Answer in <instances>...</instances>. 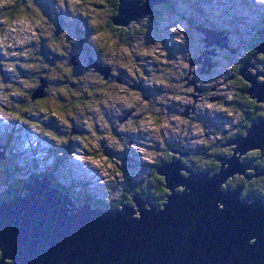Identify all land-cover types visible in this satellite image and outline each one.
<instances>
[{
  "label": "rangeland",
  "instance_id": "rangeland-1",
  "mask_svg": "<svg viewBox=\"0 0 264 264\" xmlns=\"http://www.w3.org/2000/svg\"><path fill=\"white\" fill-rule=\"evenodd\" d=\"M15 2L0 0V17ZM33 3L42 9L38 16L23 12L12 23L0 18V139L6 133L12 141V147L6 148V158L0 160V192L8 188V167L13 178L7 180L15 184L47 173L74 194L93 197L96 204L99 200L119 201L118 208L125 203L138 209L132 201L122 200L123 194L144 185L153 165L169 154L177 160L182 158L179 151L172 154L168 150H192L200 171L210 170L206 167L210 162L218 163L213 157L204 160L202 156L221 151L217 141L225 138L224 133H236L241 125V116L231 104L240 100L232 96L235 87L230 77L264 29V4L257 0H172L173 9L160 11L153 25L126 46L120 31L107 28L100 34L95 30L112 15L107 0ZM80 11H85L88 20L81 19ZM200 28L222 31L221 38L227 37L224 52L215 58L219 61L217 71L211 75L200 74L190 63L199 55L197 48L206 44ZM214 36L220 38L219 34ZM85 37L90 44L101 46L104 65L92 63L87 67L88 58L81 47ZM252 62L256 71H263L262 62L256 58ZM67 64L71 78L60 81ZM99 66L102 69L98 70ZM30 72L41 79V84L34 87ZM103 80L109 81L101 84L103 92L85 93L89 85ZM43 85L49 96L29 111L35 117L29 119L35 121L20 120L17 110L26 103L23 89L37 87L34 94L39 95ZM156 87L160 92L153 90ZM220 98L228 103L226 107L219 103ZM189 106L192 108L187 114ZM225 148L231 149L227 156L231 158L235 145ZM4 150L1 145L0 153ZM247 154L239 156L241 161ZM37 160L47 161L48 168L37 169ZM246 171L250 174L253 170ZM254 174L248 179L264 185ZM238 176L244 178V174ZM149 191L154 193L153 188ZM152 202L159 206L161 200ZM145 207L150 209L147 204Z\"/></svg>",
  "mask_w": 264,
  "mask_h": 264
},
{
  "label": "water",
  "instance_id": "water-1",
  "mask_svg": "<svg viewBox=\"0 0 264 264\" xmlns=\"http://www.w3.org/2000/svg\"><path fill=\"white\" fill-rule=\"evenodd\" d=\"M166 2L119 0L114 23L124 27L141 22L152 7ZM200 30L207 46H227L224 32ZM256 48L239 74L250 84L247 95L264 105V69L254 74L252 62L257 54L264 55V30ZM213 65L204 61L205 67ZM43 88L34 96L43 97ZM251 122L227 145H235L233 155L219 159L215 174L194 171L174 156L159 166L167 190L161 208L138 195L132 197L138 209L125 203L122 208L77 204L49 178L34 177L24 195L0 200V264H264V200L242 198V186L224 188L252 168L239 156L251 150L264 155V120Z\"/></svg>",
  "mask_w": 264,
  "mask_h": 264
},
{
  "label": "trees",
  "instance_id": "trees-1",
  "mask_svg": "<svg viewBox=\"0 0 264 264\" xmlns=\"http://www.w3.org/2000/svg\"><path fill=\"white\" fill-rule=\"evenodd\" d=\"M107 1H109L110 4L112 5V15L110 16V18L107 20L106 23L101 24L102 26L99 29H95V30H97V33L99 32L100 34L105 33L107 31V28L112 29V30H116V29L118 30L119 29L118 28L119 26H117L114 23V21H115L114 19H115L116 15L118 14L119 0H107ZM11 8L7 12L8 14L5 13L2 17H0L2 19V21H4V23H5V21H7L8 23H12L14 21L15 17L18 15H21L23 12H34L35 15L38 16V15H40V12L42 11V9L37 6V4L33 3V0H16L15 3H11ZM172 9H173L172 0H167V2L165 4H159V5L152 7L151 14L148 17H146L145 19L141 20V22H132L128 26L120 27L121 30L119 32V35L122 37V41H124L126 46H130L131 41L136 40L139 37V35L143 33L144 28H148L149 26L153 25L155 17L159 16L160 11L164 10L166 12V11H171ZM84 12L85 11H82V12L80 11L78 14H83V17L82 18L80 17L81 19H87L88 20L89 16L87 17V14H85ZM64 24H65V26L67 25L66 22ZM69 26H71V24H69ZM89 28L93 32V29L90 26H89ZM96 28H97V26H96ZM0 29L2 30L1 26H0ZM92 32H91V34H92ZM262 40H263V30L257 35V38L255 39L256 42L252 43V47L248 48L244 52L247 55L245 57V59H242L241 63L239 65L235 66L234 78L231 79L230 84L235 87L233 89L234 93L232 96H234L235 98H239L240 101L237 103H234L233 101H231V104H234V108L236 110H238L239 115L241 116V122H240L241 125H239V129L236 133L230 134L229 136H227L224 133L223 136H225V138L223 140H226V141H229L231 139L233 140L235 137L240 136L243 133H245L246 127L250 124L251 121L253 122L255 120H260V119L264 120V111H263L264 105L256 102V100L251 99L247 95V90L249 89L250 84L247 81H245L244 78L241 77L239 74L240 69L243 66V63L246 60L253 57V55L256 54V52H257L256 46ZM237 48H239V47H237ZM99 52L103 53L101 46L99 47ZM256 59L260 63L262 62L260 67H264V55L263 54H257ZM65 60H68V59H65ZM68 61H71V60H68ZM69 65L72 67L70 62H69ZM69 65L67 64L68 69L64 70V72H62L63 74L60 75V78H59L60 81H64V80L69 81V78H71L72 71H71V68L69 67ZM14 69H16V68L14 67ZM256 70H257V68H255L253 70V72ZM34 80L37 81V84H41V79L39 77H37V78L35 77ZM95 89H97L95 91L97 93L103 92V90H101L102 88L99 89L98 87H96ZM22 93L26 94L24 92V90ZM28 96H30L29 100H30V98L34 99L33 93L32 94L30 93ZM44 96H43V98H44ZM219 103H221V105L224 107H226V104H228L227 102H225L226 103L225 104L224 101H222V98H220ZM31 107H32V105H31ZM27 114H28V112H26V113L24 112V115L23 116L19 115V117L28 120ZM230 127L233 128L235 126L232 125ZM179 148H182V147H179ZM172 150H168V151L173 154ZM229 150H231V149L222 147L221 151L219 149V151L216 150V151H214V153L216 155H224L226 157L229 154ZM181 151L185 152L186 149L182 148ZM247 155H251V153H249ZM253 156L256 158L257 162H259L261 164V166L264 168V155H263L262 151L257 150V152L254 153ZM172 159H173V156L169 154L168 157L166 158V160L161 161L160 164H154L153 165L154 169H152L151 173L149 174L148 179L145 181V184L142 185L141 187L140 186L134 187L133 190H131L133 192V195L131 194V191L130 192L128 191L127 193L123 194L122 200H124V201L127 200L130 203L131 201L133 202L132 197L134 195H138L142 199H143V197L144 198L149 197L152 201L153 200H161L163 203V200L167 195V190L164 187V181H165L164 177L158 174L157 168L159 166L171 163L173 161ZM189 159L194 161L196 159V156H194V155L189 156ZM189 159L186 157H182L181 162L183 164L190 165ZM202 159L205 160L207 158H204L202 156ZM215 159H217V158L215 157ZM217 161H218V163H216V162L211 163L210 162L206 166L207 169L213 170L211 172V174L217 173L218 170L220 169L221 161L219 159ZM204 163H206V162H204ZM0 168H2L1 164H0ZM199 169H200V166H199ZM199 169L197 171H200ZM194 171H196V170H194ZM204 171H208V170H204ZM253 171H254V169H253ZM6 172H7L6 173V175H7L6 183L8 184V188L6 191L0 192V200H11L17 194L24 195L26 193V185L30 181V178H29V180L28 179L23 180V182H21V183L18 182V184H15L13 181L11 182L10 180H7L9 178H13L11 176L12 173L10 172L8 167L6 169ZM39 176L49 178L52 181L53 186L56 189L63 192V194L72 197L75 201H80L82 203L88 202V203H91L93 205H97V206H100L103 208L116 207L120 203L119 201L118 202L110 201V203H106L102 200H99L98 204H96L95 203V201H97L96 199H92L93 197H90L89 195H86V194L81 195V196L74 194V192H72L70 189L64 187L61 183H59L58 178H54L53 175H50L47 173H40ZM12 180H14V179H12ZM236 181L237 180H234V178L228 180V183H227V185L224 186V188H227V186H230V187L238 186V187H240V185L242 186V184H243L245 186L244 187L245 189L243 190L242 198L249 195V189L252 187H259V189H262L259 186L260 184L258 182H256V180H253V181L251 180L252 182H250V183L248 182V180H246V181H243L242 184H239L241 182V180H239L240 182H238V184ZM152 188L154 189V193L149 191ZM260 192H261L260 196L264 197V191L263 192L260 191ZM150 194H152V196H148ZM162 203L161 202L158 203L160 208L162 207Z\"/></svg>",
  "mask_w": 264,
  "mask_h": 264
},
{
  "label": "flooded vegetation",
  "instance_id": "flooded-vegetation-1",
  "mask_svg": "<svg viewBox=\"0 0 264 264\" xmlns=\"http://www.w3.org/2000/svg\"><path fill=\"white\" fill-rule=\"evenodd\" d=\"M88 30L89 31H91L90 30V28L88 27ZM117 30V29H116ZM121 29L119 28L118 29V31H120ZM203 41L205 42V39H203ZM84 45V46H83ZM93 46L94 47V49L95 50H91V47ZM81 47H82V52H83V55H85L88 59H87V67H91L92 66V63H97V64H103L104 65V62H102L101 60H103L102 58H103V55H102V53H100L99 52V48L97 47V45L94 43V42H92V44H90V42L88 41V38L87 37H85V39L83 38L82 39V42H81ZM197 50H199V55H198V57H195V59H193L192 61H193V63H191V61H190V63L193 65V66H196L197 67V69L200 71V74H203V75H211L212 73H215L217 70H215V68H218V64H219V61H217L215 58L220 54H222L223 52H224V50L222 49V48H219V47H217V46H214V47H207V45L204 43V44H202V45H200L198 48H197ZM212 54V57L210 58V55ZM219 55V56H220ZM97 56V57H96ZM209 56V57H208ZM204 57V58H203ZM205 57H206V59H205ZM210 58V59H209ZM208 59V62L209 63H213L214 65V67H212V68H210V67H205L204 66V61L205 60H207ZM212 61V62H211ZM93 68V67H92ZM94 69V68H93ZM24 71V70H23ZM193 75L196 73V72H194V71H192L191 72ZM28 75H30L29 77H31V80H32V83L34 84V87L35 86H38L39 84H37V81H35L34 80V78L36 77H38V76H33L32 74H31V72H30V74H28ZM231 79H233L234 78V75H232L231 77H230ZM119 81H121V79H118ZM192 80H194V81H192V83H195L196 82V78L195 77H193V79ZM104 82H96V83H93L92 85H89L86 89H85V93L87 94V95H91V93H97V92H95L97 89H95L96 87H98L99 89L100 88H102L101 87V84H105V81H107V82H109L108 80H103ZM37 88V87H36ZM36 88H29V89H23L24 90V92L26 93V94H24L25 95V97H26V103L23 105V106H21V107H19V110H17L19 113H20V115H24V112L26 113V112H28V114H27V116H28V119L29 118H32V119H35V117L32 115V116H30V114H29V111H34V109L37 107V106H39V105H41V100L40 99H42V100H45V99H47L48 98V96H49V93L47 94H45V96H44V98L43 97H37L36 98V96H34V91H35V89ZM48 88H49V85H48ZM146 88V87H145ZM199 89V88H198ZM102 90V89H101ZM153 90H155V92H160V90L161 89H159V88H154ZM201 90V92H204L205 91V89H203V88H201L200 89ZM32 94L33 93V96H34V99H31L30 98V100H29V97L30 96H28L29 94ZM217 99H219V97H217ZM199 101V98H196V102H198ZM40 103V104H39ZM31 105H32V107H31ZM189 108H192V107H188V108H186V112L185 113H187V114H189L191 111H189L190 109ZM194 109V108H193ZM192 109V113H195L194 111L195 110H193ZM183 114V113H182ZM184 115V114H183ZM30 116V117H29ZM20 120H25L24 118H19ZM29 121H31V122H34L33 120H30L29 119ZM19 122H21V121H19ZM239 129V128H238ZM73 131L74 132H76V133H79V130L77 129V128H74L73 129ZM232 140V139H231ZM231 140H229V141H226V140H218L217 141V143H216V145H221V147H223V148H225L224 146H227V145H229L230 144V142H231ZM223 142H227L228 144H224ZM177 149H179L180 151H181V148H177ZM181 152H183V151H181ZM257 152V151H256ZM256 152H254V153H256ZM183 153H185L186 154V156L185 157H187L188 155L189 156H192V154H193V152H192V150H186L185 152H183ZM253 153V154H254ZM205 155V154H204ZM229 155V154H228ZM214 158L215 159V157L217 158V159H215V160H218V159H220L221 157H225L224 155H216L215 154V156L214 155H211L210 153H208V154H206V156H205V158H207L208 160L210 159V158ZM227 157V156H226ZM3 159H5V158H3ZM244 160H245V162H248V163H251V167H252V170L254 169V168H256L257 169V171H251V173H253V172H255V174H254V177L255 178H258V180H259V178L261 177V180H263L264 181V168L261 166V164L259 163V162H257V160H256V158L253 156V155H251V156H249V155H247L245 158H244ZM190 161V165H186L187 167H189V168H191V169H193V170H196L197 171V169L199 168V166H197L196 165V162H194L193 160H189ZM221 161V160H220ZM193 167V168H192ZM208 171H210V170H208ZM251 173L250 174H245L244 175V178L243 177H240V176H234L233 178H234V180H237L236 182H237V184H238V182H240L239 180H241V182L239 183V184H242V182L243 181H246V180H248V182L250 183V182H252L253 181V179H252V181L250 180V179H248V178H250L251 177ZM257 173H261V175H258L257 176ZM242 178V179H241ZM247 178V179H246ZM246 179V180H245ZM257 182V181H256ZM262 189H259V187H252V188H250L249 189V195L248 196H253V197H259V198H262L263 200H264V197H261L260 195H261V192L260 191H264V185H259ZM238 186H235V187H231V188H233V189H235V188H237ZM240 187H241V185H240ZM242 187H243V190L245 189L244 187V185L242 184ZM149 194V193H148ZM256 195V196H255ZM148 196H152V194H150V195H148ZM245 198V197H244ZM156 201V200H155ZM77 204H81L82 202H80V201H75ZM161 203H162V201H161ZM114 208H117V206L116 207H114Z\"/></svg>",
  "mask_w": 264,
  "mask_h": 264
},
{
  "label": "clouds",
  "instance_id": "clouds-1",
  "mask_svg": "<svg viewBox=\"0 0 264 264\" xmlns=\"http://www.w3.org/2000/svg\"><path fill=\"white\" fill-rule=\"evenodd\" d=\"M258 3L264 4V0H257Z\"/></svg>",
  "mask_w": 264,
  "mask_h": 264
},
{
  "label": "snow or ice",
  "instance_id": "snow-or-ice-1",
  "mask_svg": "<svg viewBox=\"0 0 264 264\" xmlns=\"http://www.w3.org/2000/svg\"><path fill=\"white\" fill-rule=\"evenodd\" d=\"M8 2H10V0H5V3H8Z\"/></svg>",
  "mask_w": 264,
  "mask_h": 264
},
{
  "label": "bare ground",
  "instance_id": "bare-ground-1",
  "mask_svg": "<svg viewBox=\"0 0 264 264\" xmlns=\"http://www.w3.org/2000/svg\"><path fill=\"white\" fill-rule=\"evenodd\" d=\"M138 212V211H137Z\"/></svg>",
  "mask_w": 264,
  "mask_h": 264
}]
</instances>
